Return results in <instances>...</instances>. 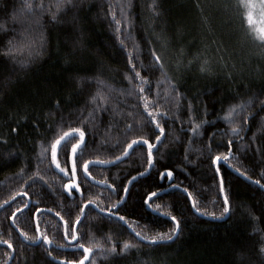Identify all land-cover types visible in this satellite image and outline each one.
Wrapping results in <instances>:
<instances>
[{
    "label": "trees",
    "instance_id": "trees-1",
    "mask_svg": "<svg viewBox=\"0 0 264 264\" xmlns=\"http://www.w3.org/2000/svg\"><path fill=\"white\" fill-rule=\"evenodd\" d=\"M57 2L0 0V207L10 202L0 264L10 246L11 264L79 263L80 248L91 249L84 264H261L264 40L249 0H73L59 11ZM76 127L88 147L65 155L60 136ZM78 138H66L69 149ZM133 140L125 161L88 170L99 185L86 178L84 160H117ZM229 151L217 173L213 158ZM88 203L99 210L86 208L71 246ZM172 215L180 225L170 243L130 230L162 240ZM38 228L39 245L19 234L35 243Z\"/></svg>",
    "mask_w": 264,
    "mask_h": 264
},
{
    "label": "snow or ice",
    "instance_id": "snow-or-ice-1",
    "mask_svg": "<svg viewBox=\"0 0 264 264\" xmlns=\"http://www.w3.org/2000/svg\"><path fill=\"white\" fill-rule=\"evenodd\" d=\"M41 6H42V5H41ZM73 6H74L73 0H58V2L56 3V9H57V11H59V10L65 8V7L71 8V7H73ZM29 7H31V5H29ZM13 19H15V16L13 17ZM52 19H53V20L56 19V13H55V12H53V14H52ZM2 27H3V26L0 25V28H2ZM15 50H16V49L13 48V49H10L9 51H15ZM5 54L7 55L8 53H5ZM136 75L139 76V73L137 72ZM144 91H145V89H144L143 87H140V92L143 93ZM141 99H145V97L141 96ZM92 100H93V102H95V101H96V97H92ZM148 107H149V105H148L147 103H145V104H144V108L147 109ZM232 111H233V109L230 108V109L228 110L227 115H228V116H231V115H232ZM90 115H91V113H90ZM148 115L151 117V119H152L153 121L156 120V115L154 114V112H151V111H150V112L148 113ZM156 126L160 128V132H161V135H162V134H163V128L161 127V125H160L159 123H157ZM199 127H200V125H199V124H196V125L192 128V131H193V132L197 131V129H199ZM232 131H233V133H235V132L237 131V129L234 127V128L232 129ZM76 133L79 134V138H78L77 142H76L75 144H72V145H71V148L69 149V148H68V141H67L66 138L69 137V136H72L73 138H75V134H76ZM155 139H156V141H160L161 136H160V135H156V136H155ZM61 141H64L63 148H64V150H65V155H69V154H74V153H76L77 149H78V148H81L82 145H83V148H84V149H86V148L88 147V144L85 142V132H84L80 127L72 128V129L70 130V132H64L63 135L60 136V143H59V144H61ZM142 143L147 144V148L154 147L151 143H149V142L146 141V140L142 141ZM135 144H137V141H136V140H133L132 143L128 145V148H133V145H135ZM229 144H231V141H229ZM229 155H231V151H229V154H228V155H224V154L216 155V156L213 158V162H214V163H217V165H218V162L221 161L222 159H223L225 162H227L228 159H229ZM52 157H53V155H52ZM53 160H55V157H53ZM82 163H83V171H84L85 173H88V161H87V160H84ZM101 163H103V162H101ZM152 167H154L153 164H152ZM56 168H58V169L60 170V172L65 173V175H67L65 169H64V168H61L60 165H59V163L56 164ZM215 171H216L217 173H220V171H221V170H220V167L217 166L216 169H215ZM72 172H73V175H75V166H73V168H72ZM168 172H171V171H168ZM141 175H144V173H141ZM167 176H168L169 178L172 177V176H169L168 173H167ZM160 178H161V179L164 178V174H163V173L160 175ZM133 179H135V177H134ZM72 183H74V181H73ZM256 183L259 184L260 182H259V181H256ZM66 187H71V184L66 185ZM77 187H79V185H77ZM123 191H124L125 194L128 193V189H125V188H124ZM220 191H221V192H224V187H223V176H222V175H221V179H220ZM189 195H191V193H189ZM155 196H157V193H156V192H152V193H150L148 199H146V200L144 201V203H145L148 207H151V204L148 203V200L151 199V197H155ZM228 199H229V198H228L227 194H225V195H224V204H225V207L223 208V211L220 213L221 216H224L225 214L229 213V207L227 206V205H228ZM192 206L195 208V211H196L197 213H201V214H204V215H212V216H214V217L216 216L215 213L202 212L201 208L196 206V202H195V201H193ZM158 208H159V205H157V209H158ZM103 211H104V209H101V212H103ZM262 214H264V213H262ZM120 219H121V220H124V217L121 216ZM171 220L175 222V227H173V228L170 230L171 234H160V237H159L160 239H162V240H163V239L172 240L173 235L179 231V225H180V222L177 220V217H176L175 215H172V216H171ZM136 235L139 236L140 233L137 232ZM145 239H147V237H145ZM156 239H157L156 237H153V240H156ZM258 243H259V248L257 249L256 254H257L259 257H264V239L260 240ZM129 246H130V245H129L128 243H125V245H124L125 249H127ZM88 251L91 252V249L89 248ZM111 251L114 252V251H115V248L113 247V248L111 249ZM261 264H264V260H261Z\"/></svg>",
    "mask_w": 264,
    "mask_h": 264
},
{
    "label": "water",
    "instance_id": "water-1",
    "mask_svg": "<svg viewBox=\"0 0 264 264\" xmlns=\"http://www.w3.org/2000/svg\"><path fill=\"white\" fill-rule=\"evenodd\" d=\"M137 145H138V144L133 145V148L136 147ZM133 148H129V149L127 150V152H126L122 157H120V158H118L117 160H114V161H112V162H107V163H101V162H90V163H88V170H89L91 167H102V168H108V167L115 166V165H117V164H119V163L125 161V160L131 155V153H132V149H133ZM221 163H224V160L219 161V162H218V165H217V163H215V164H216V167L219 166ZM83 172H84V171H83ZM84 174H85L86 178H87L89 181H91V182L94 183V184L99 185V183H98L97 181H95L94 179H92L91 176H89L88 173H85V172H84ZM151 198H152V197H151ZM12 201H13V200H12ZM12 201H11V202H12ZM149 201H150V199L148 200V203H149ZM9 204H10V202L4 204L3 206H1V207H0V211H1L2 209H4L5 207H7ZM30 206H31V202H30V200H28V204H27V206H26L25 208H23L21 211L30 208ZM89 206H93V207H95L97 210H99V209L97 208V206L94 205L93 203H88V204H86V205L84 206L83 211H82V216H81V218L77 221V223L75 224V227H74V238H73L72 240H69V239H68V243H69L71 246L76 245L77 242H78V239H77V228H78L79 224L83 221L84 216H85L86 208L89 207ZM21 211H19V212H21ZM43 211H44V210H39V211L36 213V215H35V220H36V224H37V226H38V222H37L38 215H39L41 212H43ZM19 212H17V213L12 217V219H11V223H12L13 227H15V228H16V226H15V217H16V215H17ZM227 216H228V213H227L226 217H227ZM226 217H225L224 219H226ZM222 220H223V219H222ZM130 230H131V232H132V233H133V234H134V235H135L140 241H142V242H144V243H146V244H165V243H170V242L174 241V240L177 238L178 234H179V231H178L177 233H175L174 236H173V238H172V240H146V239L142 238L141 236H137L136 233H135V231L132 230L131 228H130ZM17 231L19 232V230H17ZM66 233H67V229H66V226H65V234H66ZM19 234H20V236L22 237V239H23L26 243H28V244H30V245H39V244L41 243V241H42L41 232H40L39 228H38L39 238H38V241L35 242V243H31V242L27 241L21 232H19ZM66 237H67V235H66ZM4 245L6 246L7 244H4ZM10 249H11V251H12V255H11V258H10V260H9V262H8L7 264H11V262H12V260H13V258H14V255H15V251H14V249H13L11 246H10ZM80 249H81L82 251L85 252V257H84V259H83L82 261H80L79 263H68V262H66V263H64V264H84V263H86L87 260L89 259V252H88V250H87L86 248H80Z\"/></svg>",
    "mask_w": 264,
    "mask_h": 264
},
{
    "label": "rangeland",
    "instance_id": "rangeland-1",
    "mask_svg": "<svg viewBox=\"0 0 264 264\" xmlns=\"http://www.w3.org/2000/svg\"><path fill=\"white\" fill-rule=\"evenodd\" d=\"M248 19L258 39L264 40V0H249ZM77 185L76 180L73 183Z\"/></svg>",
    "mask_w": 264,
    "mask_h": 264
}]
</instances>
